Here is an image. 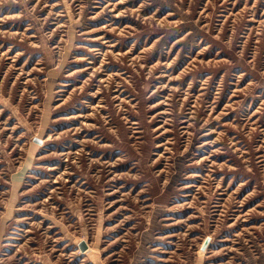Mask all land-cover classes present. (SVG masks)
Wrapping results in <instances>:
<instances>
[{"label": "rangeland", "instance_id": "obj_1", "mask_svg": "<svg viewBox=\"0 0 264 264\" xmlns=\"http://www.w3.org/2000/svg\"><path fill=\"white\" fill-rule=\"evenodd\" d=\"M0 264H264V0H0Z\"/></svg>", "mask_w": 264, "mask_h": 264}, {"label": "water", "instance_id": "obj_2", "mask_svg": "<svg viewBox=\"0 0 264 264\" xmlns=\"http://www.w3.org/2000/svg\"><path fill=\"white\" fill-rule=\"evenodd\" d=\"M207 243H208L207 240H205L203 242L202 249H205ZM78 247H79L81 252H84L87 249V244L84 241H80V242H78Z\"/></svg>", "mask_w": 264, "mask_h": 264}, {"label": "bare ground", "instance_id": "obj_3", "mask_svg": "<svg viewBox=\"0 0 264 264\" xmlns=\"http://www.w3.org/2000/svg\"><path fill=\"white\" fill-rule=\"evenodd\" d=\"M209 239V238H208ZM209 245V244H208ZM207 246V245H206ZM87 247H88V245H87Z\"/></svg>", "mask_w": 264, "mask_h": 264}]
</instances>
